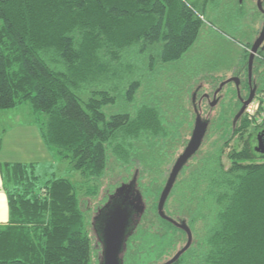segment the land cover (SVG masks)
<instances>
[{
    "label": "trees",
    "instance_id": "16d2710c",
    "mask_svg": "<svg viewBox=\"0 0 264 264\" xmlns=\"http://www.w3.org/2000/svg\"><path fill=\"white\" fill-rule=\"evenodd\" d=\"M202 29V16L184 0H0V111L28 104L45 147L86 184L108 176L110 158L131 171L115 179L116 188L133 181L147 202L123 240L122 264H148L152 245L159 260L163 230L168 255L185 239L158 215L157 203L164 169L173 164L162 146L187 98L171 120L157 105H132L143 79L161 70L188 78L177 68ZM118 98L126 111L107 116ZM250 123L242 117L231 137ZM137 143L164 152L157 184L141 181ZM250 147L249 140L230 152L227 170L221 150L182 169L188 174L177 177L164 212L186 221L193 240L173 264H264V162L255 163ZM0 172L9 211L0 264H91L94 243L75 185L64 178L41 183L34 164L4 163Z\"/></svg>",
    "mask_w": 264,
    "mask_h": 264
},
{
    "label": "rangeland",
    "instance_id": "374dc122",
    "mask_svg": "<svg viewBox=\"0 0 264 264\" xmlns=\"http://www.w3.org/2000/svg\"><path fill=\"white\" fill-rule=\"evenodd\" d=\"M184 1L189 5H194V11L202 16L203 21L201 34L193 46L187 51L182 63H179L177 68L178 73L181 69L185 70L184 72L188 74V78L181 77V81H179L175 77L176 74L174 72H168V70L163 72L161 70L158 77L152 75L147 79H143L141 89L136 96V101L132 105V107L142 103L157 105L167 120L173 118V115L170 113L177 111L182 103L186 102L184 98L188 99L190 97L192 83L198 77L202 75L203 78L210 80L212 83L217 76H227L235 68H238L242 62L241 56L245 54V47L257 37L258 25L264 21L263 16L254 7L253 0ZM194 76L196 78L193 79ZM188 82H191V84H188ZM28 106L26 104L20 106L17 111H8L7 119L11 121L19 111L23 110L22 119L26 120L28 117L26 115ZM222 108V104L212 108L213 112H210L214 118L212 123L223 122L224 120L225 122L228 121L231 112H224V115H222ZM126 109L127 106L125 103L118 98L114 105L108 106L104 111L109 116L111 114L125 112ZM250 110L252 111L253 107ZM209 116L205 115L204 119ZM258 117V115H255L252 120H249L251 123L248 130L241 137L239 135L234 137L229 142L230 144L228 143L224 148L221 155V163L225 170L230 167L228 154L232 151H241L246 147L249 140L255 138L257 128L261 124ZM223 137V135H214L215 143ZM246 140L247 142H245ZM251 142L252 140L250 141V145ZM27 146V144L23 145V147ZM136 146L137 151L134 155L135 166L140 170H144L146 177V180L142 178V183L144 185L157 184L160 179L158 177H161L163 170L164 152L159 151L161 149L159 146L152 151L148 150L143 143H137ZM251 146L254 147V143ZM255 155V163L264 162V158L257 154ZM49 163L53 165L51 166ZM43 168L44 170H42ZM167 169H170L169 165L164 169L165 173L163 177L165 179L167 177ZM36 171L41 183L49 178H64L70 180L76 187V194L80 200V205L86 207L91 203L93 209L85 211L86 226L90 234L92 233V217L96 210V203L92 204V202H98V200L104 201L96 191L98 189L107 190L110 188V183L113 184L115 179H120V177L126 180L128 178L127 174L131 172L128 168L119 165L110 158H107L106 164L108 176L106 175L101 182L93 181L86 184L78 172L70 169L67 159L56 158L52 162H40V166H38ZM97 251L99 252V249L93 244L91 264H100V256H95Z\"/></svg>",
    "mask_w": 264,
    "mask_h": 264
},
{
    "label": "flooded vegetation",
    "instance_id": "af4514ba",
    "mask_svg": "<svg viewBox=\"0 0 264 264\" xmlns=\"http://www.w3.org/2000/svg\"><path fill=\"white\" fill-rule=\"evenodd\" d=\"M253 5L256 8V10L260 13V15H262L264 18V0H260V7L258 6V0H253ZM263 29H264V21L258 25V28H257L258 35ZM254 40L249 43L250 44L249 46L245 47V52H244L245 54L241 56L242 62L240 61L241 64L238 66V68H235L232 71V73H229L227 76H223V77L217 76L215 81L212 83L210 82V80L203 78L201 75L200 77H198V79H196L194 83H192V88L190 89V98L187 99L188 101L187 104L189 105L183 108L178 113L177 123L176 125L171 127V130H170V135L168 137V140L170 141H168L167 144L162 146L166 150V153H167L166 157L169 160L173 161V164L170 167L168 176L165 180L162 190L166 184V181L169 177L170 171L175 161L184 152V150L186 149L192 137L193 131L195 129V122L197 118H200L201 121H204L207 123L204 134L201 139L200 146L197 149V151L182 166L177 177L179 176V174L181 176L188 174L187 171H182V169L188 162L195 161L194 160L195 158L198 159L204 155L208 156V155L217 153L219 150L223 152L224 148L233 139L231 137L232 133L237 131V129H240L239 127H240V121L242 117L247 118V110L249 109L251 104H253L258 97H261V96L264 97V57L261 55L262 53H264V41L262 42L260 47L257 49V52L255 54L254 59L252 60V64L249 70V59L248 58H249V52H250V49H251V46ZM244 56H246L247 59L245 58L244 60ZM255 60H258L257 62L259 63L255 62ZM194 78H196V76H194L193 79ZM251 94L253 96L252 101L249 104H247L246 107H244L243 109L244 103L248 100ZM219 104L223 105L222 115H224V112L226 113L231 112L229 115L228 121L225 122L224 120L223 122L211 123V120L213 119V117L210 112L212 111L213 107L215 108ZM205 115L206 116L210 115V116L204 119ZM262 131H264L263 123H261V125L257 128L255 138L251 139L252 140L251 145L252 143H254V147H252L251 145L250 146L251 148H253L252 150L253 152H255V154L264 158V132ZM216 134L223 135L224 137L215 143L214 135ZM230 137L231 139L228 140V138ZM234 137L236 136L234 135ZM186 182L187 181H185L183 184L184 189L186 188L184 186ZM110 184H111L110 188H108L105 191L106 194H102L103 190H100V192H98L101 195L100 197H102L104 201L102 202L98 200V202H95V201L92 202V204L96 203L95 204L96 210H95L94 216L92 217V226H91L92 235L91 236H92L93 243L99 249V252L97 251L95 256L96 257L100 256L101 258L100 264L102 263L103 250H104V244L101 239L102 237H104V235H102L100 238L97 234V228L100 227V224H98L100 222V219L104 220L103 218L105 216L109 217V215L111 216V214L115 212L114 203L117 201V199H119L121 201V205H120L121 207L119 209L121 212V216L125 218L127 221L126 235H125L127 237L130 235V233L133 230V224L135 222L134 217L135 216L139 217L140 215H142L146 211V208H147V202L141 196L138 190L135 188L133 181L121 184L117 188L115 186V183L113 184L110 183ZM89 204L90 205L86 207L81 205V207H83L85 211L92 210L93 208L91 206V203ZM157 206H158V203H157ZM164 210H165V204L163 206V213L165 215V218L164 217L162 218L170 220L172 223L175 224V226L179 230L184 232L185 239L180 242V245L177 247L178 249L173 254L168 255L164 250V244L166 243V231L163 230L162 232L163 238L161 240V248H160L161 254H160L159 260L156 259L157 250L155 249V245L149 246L148 253L146 255L147 259L149 260L148 264H165L166 262L170 261L182 248L186 246L187 241H188V236H187L186 231L180 227L182 223H184L190 231V234H191L190 245L193 240L191 230L188 227L186 221L184 220L174 221L172 220V218L168 217L165 214ZM157 213L159 215L158 209H157ZM100 223L104 226L103 224L104 222L101 221ZM190 245L188 246V248L190 247ZM122 252H123V249L121 253L118 255V259L121 263L123 262V259H125V261L127 262L128 261L127 257H125L126 255L124 256V254L122 255ZM179 257L171 264L175 263L179 259Z\"/></svg>",
    "mask_w": 264,
    "mask_h": 264
},
{
    "label": "water",
    "instance_id": "95a60500",
    "mask_svg": "<svg viewBox=\"0 0 264 264\" xmlns=\"http://www.w3.org/2000/svg\"><path fill=\"white\" fill-rule=\"evenodd\" d=\"M258 6L260 7V0H258ZM264 41V29L259 33L257 38L254 40L250 52H249V70L252 64V60L255 57V54L257 52V49L260 47L262 42ZM252 94L249 96L248 100L244 103V107H246L247 104H249L252 101ZM242 109V110H243ZM207 123L204 121H201L200 118L196 119L195 122V129L193 131L192 137L184 150V152L178 157V159L175 161L169 177L166 181V184L160 194L159 201H158V212L161 217L165 218V215L163 213V206L165 204V201L167 199V196L169 195V192L176 180V177L182 168V166L187 162V160L197 151V149L200 146L202 136L204 134L205 128ZM264 132V131H262ZM133 186V184H132ZM114 209L115 212L109 215V217H104V220L100 219V222H104V226L99 222L100 227L97 228V234L101 238L102 235V241L104 244V250H103V258L101 264H122L119 259L118 255L122 251L123 246V240L126 235V225L127 221L125 218L121 216L120 212V205L121 201L117 199V201L114 203ZM138 218V216H135L134 219ZM181 228H183L188 236L187 244L184 248H182L170 261L166 262L165 264H171L174 262L190 245L191 241V234L189 229L186 227L184 223L180 225ZM105 230V231H104ZM121 233V234H120Z\"/></svg>",
    "mask_w": 264,
    "mask_h": 264
},
{
    "label": "crops",
    "instance_id": "0c3cea01",
    "mask_svg": "<svg viewBox=\"0 0 264 264\" xmlns=\"http://www.w3.org/2000/svg\"><path fill=\"white\" fill-rule=\"evenodd\" d=\"M17 109L19 107L0 111V165L4 163L34 164L37 170L40 162L56 160L57 157L43 144L37 127L30 118L29 108L26 110L28 116L26 120L22 119L23 110L19 111L11 121L7 119L8 111H17ZM25 144L28 146L23 147ZM8 223L7 197L0 172V228Z\"/></svg>",
    "mask_w": 264,
    "mask_h": 264
},
{
    "label": "built area",
    "instance_id": "2783aa9c",
    "mask_svg": "<svg viewBox=\"0 0 264 264\" xmlns=\"http://www.w3.org/2000/svg\"><path fill=\"white\" fill-rule=\"evenodd\" d=\"M256 103V104H254ZM247 110V119L252 120L255 115H258V120L263 122L264 120V97H258L256 101ZM253 107V110L250 109Z\"/></svg>",
    "mask_w": 264,
    "mask_h": 264
}]
</instances>
